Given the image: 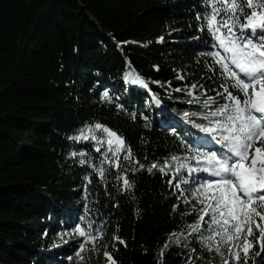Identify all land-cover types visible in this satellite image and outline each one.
<instances>
[{
	"label": "trees",
	"instance_id": "trees-1",
	"mask_svg": "<svg viewBox=\"0 0 264 264\" xmlns=\"http://www.w3.org/2000/svg\"><path fill=\"white\" fill-rule=\"evenodd\" d=\"M208 3L0 0V264H186L189 249H195L193 264H221L219 253L204 248L197 234L179 235L197 218L195 212L187 214L192 206L202 205L186 193L189 202L173 211L179 192L168 185L170 177L158 171L165 161L169 166L183 163L178 174L171 167L166 171L189 181L185 189L203 175L186 172L187 165L196 166L194 148L203 133L195 123L203 121L193 116L194 123L188 124L183 112L208 109L203 103H188L190 97L174 89L187 85L201 101L206 96L219 99L216 92L225 82L219 66L201 55L208 50L203 16ZM131 74L144 78L151 92L126 83L124 76ZM104 90L113 103L101 102ZM229 91L237 94L230 81ZM116 103L124 109L118 110ZM132 111L136 120L128 115ZM85 122H102L118 131L131 147L132 163L121 153V167L105 162V177L100 178L92 165L104 160L106 146L97 153L94 142L67 138ZM146 123L150 127L145 128ZM82 150L88 161L84 165L78 163L79 155H68ZM151 164L157 168L150 174ZM133 167L137 171H131ZM124 172L132 189L123 186L122 176L117 179ZM80 218L95 221L94 227L103 222L101 232L85 244L82 261L73 251L81 238L60 235ZM178 238L179 245L174 243ZM228 248L221 244L225 257ZM241 256L239 264H244ZM248 264H264L258 243L250 250Z\"/></svg>",
	"mask_w": 264,
	"mask_h": 264
},
{
	"label": "snow or ice",
	"instance_id": "snow-or-ice-1",
	"mask_svg": "<svg viewBox=\"0 0 264 264\" xmlns=\"http://www.w3.org/2000/svg\"><path fill=\"white\" fill-rule=\"evenodd\" d=\"M203 16L209 39L205 44L208 50L201 55L212 58L213 64L219 66V76L225 81L220 85L222 91L216 92V97L219 99L206 96L201 101L199 97L193 95L187 85L184 88L174 89L175 92L187 94L190 97L188 103H203L208 109L207 112H183V118L188 124L194 123L193 116H200L203 121L195 123V127L203 133L199 138L202 142L194 148L196 166L186 167L189 176L193 172L203 175H199L190 183L189 188L185 189L183 185L189 184V181L180 179L178 175L173 176L171 171H166V168L171 167L178 174L185 168L183 163L179 166H169L165 161L158 171L162 176L168 175L170 177L167 181L168 185L175 187L179 192L177 203L172 206L173 211L180 203L189 202L184 198L186 193L194 195L202 205L199 209L195 205L192 206L187 214L195 212L197 218L188 223L179 235L182 236L184 232L189 236L193 233L197 234L196 239L204 248L209 251L214 248L215 252L219 253L222 258L221 264H229L230 260L233 264H239L242 259L241 252L244 264H248L254 242L259 244L261 251H264V0H209ZM204 30V28L200 29V31ZM163 39L159 37V40L163 41ZM196 39L200 38L196 37ZM154 67L158 68V66ZM208 67L215 71L211 65ZM178 79L184 80V76L179 75ZM124 80L151 92L149 83L138 74L125 75ZM229 81L237 94L229 91ZM155 83L160 84V81ZM190 87L195 89L197 86ZM167 91L168 89H165L166 94ZM207 91L204 89L205 93ZM152 99L157 105L162 103L154 93ZM100 100L105 103L114 102L107 90L100 93ZM210 105L215 107H209ZM115 106L118 110L124 109L123 104L116 103ZM128 115L132 120L137 118L135 111ZM144 119L147 120L148 117L145 116ZM144 127L150 125L146 123ZM75 133L67 138L75 142H94L93 146L97 153L101 152L102 146H106V151L103 153L104 160L99 166L92 165L100 178L105 177V162L109 166L121 167V153H124V161L132 163V150L123 136L102 122H85L82 127L75 129ZM208 143L213 144L214 147L208 149L206 147ZM202 148L205 150L201 151ZM109 153L112 154L111 157ZM68 155L72 158L79 155L80 165L88 163L84 158L86 150L79 153L70 151ZM171 159L178 158L173 156ZM135 163L139 164V161ZM139 168L143 169L145 165L139 164ZM154 168H157V165L151 164L147 167V172L153 173ZM130 170L137 171L135 167ZM121 176L123 186L132 189L134 185L127 173H119L117 179L119 180ZM84 179L91 181V177L87 174ZM174 180L175 184H173ZM83 187L86 189L87 184ZM205 216L208 220H205ZM80 220L81 222L69 225L68 230L60 235L61 238L64 235L81 238L76 240L73 251L82 261L84 257L81 253L85 244L94 240L95 234L101 232L103 222H100V226L94 227L95 221L83 222V218ZM115 239L126 246V242L120 237L117 236ZM174 243L179 245L181 240L178 238ZM221 244L229 245L227 257L221 251ZM183 247L188 248V244L184 243ZM194 252L195 249H189L186 264H193L191 253ZM259 254V252L255 253L257 256ZM104 255L111 259L110 253L105 252ZM68 258L72 259V257Z\"/></svg>",
	"mask_w": 264,
	"mask_h": 264
}]
</instances>
